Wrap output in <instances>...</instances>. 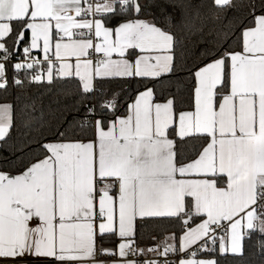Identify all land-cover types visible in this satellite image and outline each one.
Listing matches in <instances>:
<instances>
[{
	"label": "snow or ice",
	"instance_id": "6c2138e0",
	"mask_svg": "<svg viewBox=\"0 0 264 264\" xmlns=\"http://www.w3.org/2000/svg\"><path fill=\"white\" fill-rule=\"evenodd\" d=\"M150 7L0 0V90L74 82L80 114L0 170V264H221L253 235L264 250V0L203 5L221 27L191 65L175 31L191 3L166 23ZM173 78L183 91L157 102ZM113 80L143 89L123 112ZM13 127L0 104V141ZM148 224L163 238L145 244ZM106 237L114 248L98 247Z\"/></svg>",
	"mask_w": 264,
	"mask_h": 264
},
{
	"label": "trees",
	"instance_id": "16d2710c",
	"mask_svg": "<svg viewBox=\"0 0 264 264\" xmlns=\"http://www.w3.org/2000/svg\"><path fill=\"white\" fill-rule=\"evenodd\" d=\"M151 5L149 11L159 23H166L168 15L175 16L179 9L175 7L182 3L190 2L192 5L189 28L175 29L178 39L181 41L179 52L184 57V62L191 65L201 51L212 48L217 40L216 33L220 30L221 22L217 21L207 7H203L210 0H146ZM244 2V0H238ZM199 13V15H197ZM229 17L233 13H228ZM184 72L178 73L183 78ZM182 79L173 78L156 86L157 102H162L164 97L176 93L178 86L183 91ZM76 84L56 83L55 85H29L24 88L10 87L7 91L0 90V103H9L14 109V127L10 130L9 137L0 141V170L15 172L21 159H27L26 153H31L37 147L35 140L51 138L55 132L63 130L73 116L80 115L73 110L77 101L74 94ZM109 93H118L121 104L129 101L136 94V89L143 90L136 81L113 80L105 85ZM66 117V119H65ZM31 142V143H30ZM193 143L177 142L179 150L190 155ZM170 231L177 230V226L167 225ZM156 236L162 239L160 229L154 224L146 225L141 232V240L145 244H151L150 237ZM114 237H106L102 241ZM261 237L253 235L246 241V252L243 257L229 255L222 259L221 264H264V250L259 245Z\"/></svg>",
	"mask_w": 264,
	"mask_h": 264
},
{
	"label": "crops",
	"instance_id": "0c3cea01",
	"mask_svg": "<svg viewBox=\"0 0 264 264\" xmlns=\"http://www.w3.org/2000/svg\"><path fill=\"white\" fill-rule=\"evenodd\" d=\"M0 104H9V103H0ZM116 242L112 241L111 238L106 239L104 242L100 239H98L97 244L98 247H103V248H114L116 246ZM107 256H99L97 257L98 260H104Z\"/></svg>",
	"mask_w": 264,
	"mask_h": 264
},
{
	"label": "built area",
	"instance_id": "2783aa9c",
	"mask_svg": "<svg viewBox=\"0 0 264 264\" xmlns=\"http://www.w3.org/2000/svg\"><path fill=\"white\" fill-rule=\"evenodd\" d=\"M110 259V257H106V258H104V260H109Z\"/></svg>",
	"mask_w": 264,
	"mask_h": 264
}]
</instances>
